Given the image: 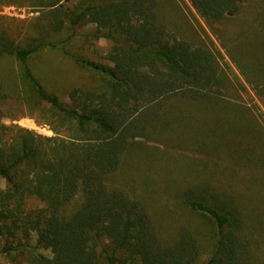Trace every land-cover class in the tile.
<instances>
[{
  "label": "trees",
  "instance_id": "16d2710c",
  "mask_svg": "<svg viewBox=\"0 0 264 264\" xmlns=\"http://www.w3.org/2000/svg\"><path fill=\"white\" fill-rule=\"evenodd\" d=\"M37 1L47 11L48 27L37 18L30 29L23 26L12 37L0 24V179L6 183L0 189V243L5 241L0 253L13 264L21 257L29 258V264H262L264 215L250 211L251 198L186 183L175 196L188 222L172 229L166 216H152L144 200L110 184L141 147L140 139L175 122L195 124L192 113L200 106L226 115L219 125L226 131L222 138L235 133L247 143L240 156L245 163L238 166L264 170V130L255 118L247 125L236 115L228 118L235 105L219 101L228 81L214 54L160 24L158 0H81L70 8L63 1L71 0ZM18 2L0 0V5ZM189 2L210 25L232 23L235 48L242 51L239 69L242 74L249 69L246 81L264 95V54H249L243 34L236 32L238 20L230 18H238L249 0ZM262 12L256 31L264 35ZM88 24L96 26V39L112 42L111 65L70 49L78 39L76 30ZM65 31L71 33L61 41L51 38ZM52 50L73 61L80 73L96 75L76 83L64 100L46 87L33 66ZM53 75L61 77L60 68ZM15 106L25 110L22 115L42 117L56 137L3 124L9 117L5 110ZM235 110L251 113L244 107ZM226 144L234 156L233 142ZM251 185L259 202L264 175ZM242 200L250 202L244 203L246 209ZM194 217L196 228L191 226ZM32 234L37 237L34 248L28 240ZM39 250L50 251L51 257Z\"/></svg>",
  "mask_w": 264,
  "mask_h": 264
},
{
  "label": "rangeland",
  "instance_id": "374dc122",
  "mask_svg": "<svg viewBox=\"0 0 264 264\" xmlns=\"http://www.w3.org/2000/svg\"><path fill=\"white\" fill-rule=\"evenodd\" d=\"M18 1L15 4L2 3L0 5V24L8 30L12 37L19 36V30L23 26L29 28V25L37 18H41L40 23L48 27L47 11L40 7L37 0ZM79 1L81 0H71V3L63 1V5L70 8L73 3L76 4ZM155 10L159 23L164 25L169 32L189 42L192 46H205L214 54L221 73L228 81V89L222 92L219 101L235 105L227 111L228 118L236 115L237 119L239 121L241 119V122L246 125L249 124V118H255L260 129L264 130V95L259 94L246 81V76L250 77L249 69H244L243 74L239 69L238 63L242 64L243 62L240 56L242 51L235 48V43L238 44V42L232 36V32H234L231 27L232 23L210 25L198 14L189 0H158ZM262 11H264V0H249L238 18L230 17L238 20L240 25L236 32L243 34L242 45L250 51L249 54L251 55L263 56L264 54V35L256 31L261 29L262 22L258 23V21L262 17ZM95 30L94 24H88L77 29L78 39L74 41V45L70 46V49H80L83 57L87 56L93 61L111 65L107 56L112 48V42L105 38L96 39ZM30 32L35 35V28L32 27ZM70 33L71 31H65L63 34L52 33L51 38L54 41H61ZM256 34H258L257 37H255ZM253 48L255 52H251ZM46 54L45 57H41L39 63H33V66L36 73L41 77V81L46 83V87L52 92L58 93L62 100L65 99L70 89L77 85L76 83H88L92 81L91 74L96 76L93 72H88V74L90 73L88 75L87 72L78 67L83 71L80 73L74 62L57 50H52ZM56 68L61 70V77L59 78L53 75V70ZM52 80L56 83L52 84ZM171 105L175 107L176 103ZM241 106L249 109L252 114L236 112L235 109L242 108ZM23 111L25 110H19V106L13 107L12 110H5V114L14 118L6 117L2 119V123L33 131L46 138L56 137L52 127L44 124L42 117L38 119L27 113L22 115ZM192 115L196 119L194 120L195 124L193 122L184 124V121L175 122V125L168 129L167 127L158 128L155 131L156 134L149 139H140L142 148H137L134 156H130L129 160L125 162L122 171L111 179V186L119 187L131 196L144 200V203L149 205L152 216H166V221L172 229L188 222L180 208L179 200L175 196L177 192L186 187V183L194 187L209 184L215 187L217 191H229L242 197V199L247 196L252 199L254 205L250 211L264 215V190L259 189L262 194L258 202L256 197L258 191L253 195L254 188L251 185L257 175H264V170L260 168L259 171H255L250 165L238 166L245 163L240 156L242 151L246 149L247 143L244 145L240 143L235 138V133L226 135L225 138L228 141L221 137L226 132L223 130L224 127L219 126L223 121H226L225 114L205 111V108L200 106L194 108ZM205 123H212V126L209 127V124L205 126ZM182 125H188V128L182 129ZM213 134H216L217 137L213 138ZM229 140L233 142L231 152L235 153L234 156L228 152L226 142ZM215 141L219 146L214 145ZM213 146L217 148L214 149ZM257 185L259 184L255 183L256 187ZM5 187L6 183L0 179V189ZM240 203L244 208H247L248 206L245 204L250 202L247 200L243 202L242 200ZM191 221L193 228L199 226L195 217ZM28 240L30 246L34 248L37 242L36 235L32 234ZM4 244L5 241H1L0 250ZM261 247L262 259L260 261L264 264V257L262 256V253L264 254V240H262ZM39 253L51 257L50 251L39 250ZM29 262L30 259L27 257H21L17 260L18 264H29ZM0 264L13 263L10 257L0 253Z\"/></svg>",
  "mask_w": 264,
  "mask_h": 264
}]
</instances>
